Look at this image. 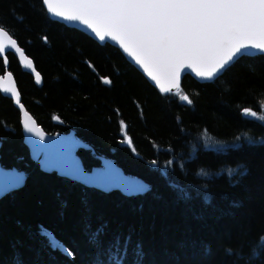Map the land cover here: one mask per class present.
<instances>
[{
	"label": "trees",
	"instance_id": "1",
	"mask_svg": "<svg viewBox=\"0 0 264 264\" xmlns=\"http://www.w3.org/2000/svg\"><path fill=\"white\" fill-rule=\"evenodd\" d=\"M0 26L41 74L38 85L6 53L36 122L74 130L90 145L77 150L87 169L105 155L151 185L129 195L42 170L0 92V162L26 172L0 198V264H112L116 252L120 264H264V55L213 81L185 73L179 93H162L118 47L52 18L41 0H0Z\"/></svg>",
	"mask_w": 264,
	"mask_h": 264
},
{
	"label": "snow or ice",
	"instance_id": "2",
	"mask_svg": "<svg viewBox=\"0 0 264 264\" xmlns=\"http://www.w3.org/2000/svg\"><path fill=\"white\" fill-rule=\"evenodd\" d=\"M41 3L49 14L86 26L99 41L116 42L162 93H179L181 74L188 70L213 81L238 59L264 55V0H41ZM8 48L19 53L24 68L35 72V80L40 82L41 75L35 71L33 61L17 40L0 27V63H7L2 55ZM0 89L10 93L23 108L11 72L0 75ZM182 99L192 103L187 95ZM242 114L257 117L250 109H244ZM258 118L264 121V115ZM23 127L44 139L26 111ZM127 142L132 143L130 139ZM235 171L228 170L230 175ZM202 174L208 175L203 171ZM100 234H92L94 243ZM250 254L257 255L255 250ZM137 255L142 257V250ZM109 258L112 264H120L119 252ZM96 264H102L99 257Z\"/></svg>",
	"mask_w": 264,
	"mask_h": 264
},
{
	"label": "water",
	"instance_id": "3",
	"mask_svg": "<svg viewBox=\"0 0 264 264\" xmlns=\"http://www.w3.org/2000/svg\"><path fill=\"white\" fill-rule=\"evenodd\" d=\"M49 15L56 20L62 21L70 26H74L82 30L83 32L90 35L92 38H94L100 43L109 42L110 44L119 48V46L114 41L111 40L99 41V39L96 38L94 34L91 33L89 29L86 28V26L79 24L78 22L64 21L63 18L55 17L54 15L51 14ZM19 47L22 48L21 46ZM120 50L123 52L122 49ZM7 52H12L15 54L22 69L29 72L33 76L36 84L38 85L42 84V77H41V81L37 82L35 80V72H33L30 69L24 68L23 62H21L19 59V53L15 52V49H11V48L6 49L5 54L2 55V58H6L7 60V56H6ZM123 54L132 64H134L149 79V81L152 84L155 85V82L152 81L151 78L147 76V73H145L140 66L135 64V62L132 61L131 58L126 53L123 52ZM25 55L27 54L25 53ZM28 58L31 59L29 56ZM4 64L6 66V71L0 75L6 76L8 72L11 71L7 68L8 60L7 63ZM33 67L35 68L34 63H33ZM35 71L38 72L36 68ZM186 73L191 74L199 81H206L203 78L197 77L196 74L191 70H188ZM183 74L185 73L181 74V78ZM13 80L16 84L14 76H13ZM105 80H109V77L103 76L102 81L104 82ZM156 87L159 89L158 86ZM16 88L17 91L19 92L17 84H16ZM0 92L3 95L11 98L14 105L19 110L20 125L23 133V141L29 149L31 158L38 162L42 170L46 172L55 171L59 175H63L75 179L76 181L86 186H93L103 191H110L117 189L125 194L130 195V194L144 192L150 188L149 184L144 179H142L139 176L126 173L123 170V168L119 166L114 160L106 156H100L99 165H95L90 169H86L82 163L81 158L77 154V150L78 148H86V149L90 148V145L85 141H83L82 139L78 138L74 130H69L67 132H62V131H56L53 133L46 132L36 122L32 114L26 109L25 105L21 102V96H20V103L23 105V108H21L20 105L15 103V98L12 97L10 93H5L2 89H0ZM25 111L35 121L36 127H38L43 132L44 134L43 140H41L34 133H29L23 127ZM53 121L55 123L62 122V120L57 115H54ZM25 179H26V173L24 170H19L16 167L5 168L0 163V197L11 190L21 187L24 184Z\"/></svg>",
	"mask_w": 264,
	"mask_h": 264
},
{
	"label": "bare ground",
	"instance_id": "4",
	"mask_svg": "<svg viewBox=\"0 0 264 264\" xmlns=\"http://www.w3.org/2000/svg\"><path fill=\"white\" fill-rule=\"evenodd\" d=\"M13 74V73H12ZM13 76H14V74H13ZM15 78V77H14ZM78 154V153H77ZM100 156H105V155H100ZM100 156H99V158H100ZM80 157V156H79ZM106 157H108V156H106ZM110 158V157H109ZM112 159V158H111ZM113 160V159H112ZM115 161V160H114ZM1 163V162H0ZM38 163V162H37ZM2 165V164H1ZM3 166V165H2ZM4 167V166H3ZM5 168H9V167H5ZM86 168V167H85ZM18 169V168H17ZM87 169V168H86ZM19 170H23V169H19ZM25 171V170H24ZM26 173V172H25ZM63 176V175H62ZM66 177V176H65ZM67 178H69V177H67ZM70 179H72V178H70ZM73 180H75V179H73ZM148 184H149V186L151 187V185H150V183L149 182H147ZM12 191V190H11ZM10 192V191H9ZM9 192H7V193H9ZM6 193V194H7ZM5 195V194H4ZM3 195V196H4ZM3 196H1V197H3ZM0 197V198H1Z\"/></svg>",
	"mask_w": 264,
	"mask_h": 264
},
{
	"label": "rangeland",
	"instance_id": "5",
	"mask_svg": "<svg viewBox=\"0 0 264 264\" xmlns=\"http://www.w3.org/2000/svg\"><path fill=\"white\" fill-rule=\"evenodd\" d=\"M48 233V232H47ZM50 241L54 246H59L62 248V246L57 242V240L53 237H50Z\"/></svg>",
	"mask_w": 264,
	"mask_h": 264
}]
</instances>
